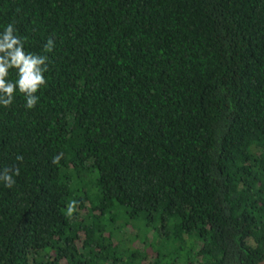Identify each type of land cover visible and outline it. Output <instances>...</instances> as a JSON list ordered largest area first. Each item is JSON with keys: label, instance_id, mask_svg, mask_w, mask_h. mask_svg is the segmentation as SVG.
<instances>
[{"label": "trees", "instance_id": "16d2710c", "mask_svg": "<svg viewBox=\"0 0 264 264\" xmlns=\"http://www.w3.org/2000/svg\"><path fill=\"white\" fill-rule=\"evenodd\" d=\"M10 23L48 71L0 106V264L264 259V0H0Z\"/></svg>", "mask_w": 264, "mask_h": 264}, {"label": "clouds", "instance_id": "9594fccd", "mask_svg": "<svg viewBox=\"0 0 264 264\" xmlns=\"http://www.w3.org/2000/svg\"><path fill=\"white\" fill-rule=\"evenodd\" d=\"M13 24H8L3 32H0V106L5 108L13 104L17 89L25 98L27 109H33L38 103L36 95L41 88L46 86L44 73L48 71V57L25 51L24 41L16 34ZM55 48V42L50 37L44 45V51L51 53ZM16 70L17 79L11 82L8 79L9 71ZM63 154L53 157L52 163L58 165ZM22 161L23 157L18 156ZM13 174L19 175V168H4L0 171V182L11 189L16 181ZM77 209V201L68 203L66 215L71 217Z\"/></svg>", "mask_w": 264, "mask_h": 264}, {"label": "water", "instance_id": "95a60500", "mask_svg": "<svg viewBox=\"0 0 264 264\" xmlns=\"http://www.w3.org/2000/svg\"><path fill=\"white\" fill-rule=\"evenodd\" d=\"M257 264H264V259L258 262Z\"/></svg>", "mask_w": 264, "mask_h": 264}, {"label": "rangeland", "instance_id": "374dc122", "mask_svg": "<svg viewBox=\"0 0 264 264\" xmlns=\"http://www.w3.org/2000/svg\"><path fill=\"white\" fill-rule=\"evenodd\" d=\"M149 236H151V235H149ZM139 248H141V249H142V245H141V244H139Z\"/></svg>", "mask_w": 264, "mask_h": 264}]
</instances>
